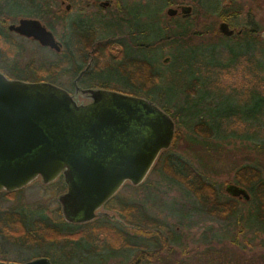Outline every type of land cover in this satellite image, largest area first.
Segmentation results:
<instances>
[{
	"label": "rangeland",
	"instance_id": "1",
	"mask_svg": "<svg viewBox=\"0 0 264 264\" xmlns=\"http://www.w3.org/2000/svg\"><path fill=\"white\" fill-rule=\"evenodd\" d=\"M82 1L86 2L80 0ZM137 1L143 4L141 15L135 19L133 15L135 12H132L129 19L140 23L141 29L147 28L145 31H148V34L137 35L135 38L149 43L156 38V27L153 25L166 22L168 7H162L163 0H125L124 4L134 11L132 4ZM226 1L222 0L224 3ZM235 4L242 8L244 14L255 6L254 0H236ZM178 5L181 4L175 6ZM115 6L116 4H113L107 8L105 18L98 20L97 16L93 17V24L106 37L128 29V26L116 22L120 16L117 15ZM160 8L161 17L158 18L157 10ZM191 14L188 18L190 23H194L192 28L194 31L203 30L204 26L213 23L214 15L198 17ZM263 14L262 11L255 17L262 20V23ZM181 17L179 13L175 15V20H182ZM9 39L16 44L9 45L5 41L3 47L0 42L5 60L9 63L15 62L22 68L32 66L36 69L42 62L63 60L61 55L52 56L50 50L37 48L29 40L14 37ZM212 41L213 39L209 38L202 40L195 38L190 44L192 46L184 48L183 45L173 43L134 50L154 63L153 70L160 73L161 82L148 96L159 107L172 113L170 115L175 123L177 137H173L170 147L159 155L142 183L135 186L126 184L117 196L122 203L144 206L149 216L170 224L181 236V245L174 244L173 248L169 247V250L173 249V254L170 255L169 250L163 248L159 253L163 256L162 260H145L138 264H264V227L256 221L250 222L248 204L244 200L237 199L239 211L234 217L225 219L217 215H208L201 210L192 193L164 171L167 155H178L195 168L206 181L222 190V199L227 197L224 189L226 184L239 185L234 180V174L244 165L257 167L264 179V58L260 57L257 61V66L260 67L248 60L234 63L235 61L226 57L222 51L224 46L214 45ZM17 44H20L21 48L15 46ZM117 48L118 44L110 45L104 52L95 56L97 66L119 64L121 57L116 51ZM232 53H235V50H232ZM164 57L170 59L164 63ZM61 65L66 68L67 63L62 62ZM61 71L56 80L63 86H68L66 73L64 69ZM38 75L45 74L40 72ZM122 77L117 71L106 70L98 79L122 88L125 87ZM193 77L198 80L199 92L187 94L183 89ZM144 87V90L149 89L147 85ZM201 109L216 127L219 126L218 138L198 137L191 130V114ZM60 191L53 185H43L36 180L13 196L0 192V213L18 210L31 221L44 215L53 224H58L60 217L57 195ZM116 210L120 212L119 208ZM237 216L240 218L239 222L235 220ZM119 217L125 221L122 216ZM252 224H255L254 228H249ZM116 228H123V225ZM21 232L17 228L9 229L6 236L0 232V260L22 262L48 253L54 263L62 264L61 254L69 255L70 250H73L71 253L76 258L65 264H80L84 257L83 249L95 250L106 256L107 250L117 248L114 257H107L106 264H134L138 252L137 249L121 248V244L117 245L118 241L115 245L112 237L107 238L104 235L105 231L95 233L97 238L89 243H80L81 247L71 242H62L63 239L58 243L50 241L53 243H34L26 246L20 240ZM139 237L142 239L137 234L136 238ZM144 239L148 241L150 238L145 237L142 240ZM149 246L147 247L149 251H155L157 248L151 239ZM83 264L101 263L88 260Z\"/></svg>",
	"mask_w": 264,
	"mask_h": 264
},
{
	"label": "flooded vegetation",
	"instance_id": "2",
	"mask_svg": "<svg viewBox=\"0 0 264 264\" xmlns=\"http://www.w3.org/2000/svg\"><path fill=\"white\" fill-rule=\"evenodd\" d=\"M113 1L114 0H107L108 3L104 5L105 1L102 0H86L84 3L83 1L80 2V0H0V42H2L3 47H5V41L9 45L16 44L9 38H21L29 40L37 48L42 47L50 50L53 53L52 56L61 55L60 57L63 59L42 62V64L36 69L32 66L26 69L18 66L15 62L9 63V61H6L5 55L0 48V74L9 81H18L31 85L29 91H27L29 98L35 99L36 93L40 92L45 95V99L47 100L46 104L49 105L52 101V97L49 95L51 93H55V95L57 94V92H54L50 88H56L67 94L77 106H84L87 108L85 110L94 109L93 112L88 113L84 112V109L81 111L72 109L68 112L62 107V104H60L61 106L58 107V112L54 115H49V117L42 118L41 121L45 123L44 125L48 127L50 132L52 131L55 134L56 141L54 142V145H57L58 141L60 142L65 138H69L68 135L70 132L76 133L83 131L85 133L88 128L96 122L97 118L104 113H107L108 111L115 112V117L109 119V122L113 121V123H108L98 131L99 139L96 140V142H100L101 151H98L97 154H94L96 151L95 146H91V144L89 142L87 143L86 139H84L80 141V144L84 146L85 154L83 155L81 153L78 154V156L71 155L69 157L65 156L63 158L64 160L61 159V162L67 163L68 167L64 166L61 172L52 181L44 183L42 177L39 175L21 189L11 192L6 190L0 191L1 193L8 194L18 192L36 180H39L43 185H53L59 191L61 190L57 195L60 219L56 226L74 230L77 234L65 238L66 240H63L62 242H71L77 247H81L79 245L80 243H89L92 239L97 238V234L95 233H100L99 230L106 227H122L123 225V228L137 230L134 224L132 225V223L122 221L119 217L121 216L120 212L116 210L121 204V200H119L117 196L119 191L126 186V184L132 186L135 185L129 180L124 181L112 196H110L101 206L93 209L91 216H88L87 213L90 210L88 204L85 203L83 204V207H81V204L79 203L80 200H77L76 202L74 200H67L64 203L59 201L60 196L65 195L70 191V184H72L64 172L70 168L72 169L74 157L78 162L86 164L90 163L94 167L95 165H100L102 168H115L119 165L118 162H120L121 153L119 152L124 149L123 143L129 144L132 140H139L143 136H146V133L140 126V122H142V120L145 121L146 117L150 119L151 114L143 116L145 117L144 119H142L143 117H140L138 121L137 117H139V112H136L134 105L131 110L128 109L127 112L122 109L118 110L108 102L110 94L119 93L134 98L148 100L156 104L155 101L143 91L137 93L135 87L122 77L123 75L121 74V71L117 69L118 67L116 65H105L103 67L97 66L95 56L104 52L108 46H113L114 44H118L116 50L118 54L122 53L123 49L121 44L124 43L125 45H129V48L133 49L131 56H142L134 51L135 49H138V47L133 48L130 45L131 41L136 39V34L132 36L134 33H130L128 32V29H125L116 33L114 36L106 37V35L101 34L96 25L93 24L94 16H97L98 20L99 18L106 17L105 14L107 8L117 2L115 0L113 3ZM177 14H179V12L175 15ZM117 15L120 16L118 13ZM23 19L39 21L40 24L53 35L55 40L59 42V49L42 45L37 39L33 38V36H26L17 32L14 28H10L11 25H19L20 20ZM146 34H148L147 31H145V35ZM15 46L21 48L20 44ZM17 52L19 54L21 53L18 49ZM169 59V57H164L163 62L165 63ZM61 61L67 63L66 68L62 67ZM61 69H64V72L66 73L68 86H63L56 80L62 72ZM106 70L117 71L124 79L125 87L119 88L111 83L109 84L99 81V75ZM40 72L45 75H38ZM87 89H99L101 91L102 98L95 105L93 104V99L89 97V93L84 92ZM159 109L164 111L161 107H159ZM101 110L102 112H100ZM122 127L125 129L123 132H120ZM55 148L52 146L51 150L53 151ZM91 153H93V155H91ZM73 182H76L79 186L82 185V182L76 177H74ZM87 216L90 218L84 219L85 217L87 218ZM94 223L96 224L92 227ZM75 248L76 247H74V249ZM116 249L107 250L108 252L106 253V256L101 255L100 252L95 250L91 251V249H88L85 251L83 249L84 257L80 264H83L88 260H95L97 263L106 264L107 257H114V251H116ZM72 251L73 250H70L69 255H67V253H63L65 255L61 254L63 258L62 264L68 263L76 258V256L71 253ZM42 257L47 258L50 264H56L50 259L48 253H44L42 256L32 257L28 260ZM25 261L18 263H23ZM0 262L8 263L10 261L0 260ZM134 262V264H138L136 258Z\"/></svg>",
	"mask_w": 264,
	"mask_h": 264
},
{
	"label": "trees",
	"instance_id": "3",
	"mask_svg": "<svg viewBox=\"0 0 264 264\" xmlns=\"http://www.w3.org/2000/svg\"><path fill=\"white\" fill-rule=\"evenodd\" d=\"M117 13L120 14L119 22L125 26H128V32H132V36L139 35L145 36V29L140 27V23L132 22L129 19L132 16V12H135V19L138 18L141 13L143 4L139 1L134 2L133 8H129L124 4L125 0H116ZM158 1V0H149ZM236 0H227L226 3L222 0H163V6L174 7L177 4H189L192 7V14L194 16L201 15H214L213 23L209 26H204L203 30L199 29L194 31L192 28L194 23H190L188 16L176 19L174 16H168L166 22L154 24L156 27V38L149 43H145L142 40H132L130 45L134 47L149 48L155 46H161L163 44L173 45L178 43L184 48V46L190 45L195 38L200 40L209 38L213 39L212 44L217 46H224L222 51L225 56L230 60L238 61L248 60L254 62L255 66L258 65V59L264 58V37L260 33L264 30V23L262 20H258L255 17L260 13H264V0H254L255 6L251 7L249 12L244 14L242 8L236 6ZM121 2V3H120ZM160 9L157 10L160 16ZM191 14V15H192ZM262 15V14H261ZM264 20V14H263ZM138 21V20H136ZM142 21V19H140ZM219 21H226L231 28L235 30V33L226 37L219 33L217 25ZM241 29V33L236 31ZM263 29V30H261ZM136 32V33H135ZM148 33V31H147ZM212 45V46H214ZM128 46V47H127ZM122 54H120V62L116 64L117 69L121 71L124 79L135 87L137 93L143 91L148 95L152 89H154L160 82V73L153 70L154 63H151L145 57H133V49L129 48V45L121 44ZM238 49V50H237ZM235 50V53H232ZM260 67V66H257ZM198 80L196 77L192 78V81L183 89L187 94H193L199 92ZM148 86V90H144V86ZM169 115L168 109H164ZM172 114V113H171ZM171 116V115H170ZM192 120L190 121L191 130L198 137L214 138L218 136L219 126L216 127L212 123L211 119L207 117L202 109L192 112ZM176 133V132H175ZM177 137V133L174 134ZM218 138V137H217ZM165 152L163 150L160 155ZM159 157V156H158ZM164 171L170 177L181 183L187 191L192 193L197 203L200 205L202 211L208 215H217L221 218H231L239 211L238 200L242 199L248 204V218L250 222H258V224L264 227V179L261 171L251 165H244L240 167L234 174V180L240 186L245 188L249 193V199L234 197L227 194V197L222 199V190L218 189L212 183L206 181L203 176L193 168L189 163L183 160L180 156L175 154H168L165 163ZM13 196L16 192L5 193V195ZM122 218L128 223L134 224L137 230L131 231V228L106 227L100 229L99 232H104V235L109 238L112 237L116 241L117 245L121 244V248L137 249L136 262H143L145 260H162L163 256L159 255L163 248L172 247V245H181V236L176 230L172 229L170 224L160 221L157 218L151 217L146 213L144 206L134 203H122L118 206ZM255 211V212H254ZM239 216L236 217V221L239 222ZM252 224L249 228H254ZM17 228L22 232L20 240L23 245L29 246L32 244H43L53 241L58 243L61 239L66 240L75 236L77 233L74 230L60 228L53 224L47 217L41 215L37 220H29L24 213L20 211H6L0 213V232L7 235L6 232L9 229ZM130 230V231H129ZM72 231V232H70ZM137 234L143 238H150L157 246V250L149 251V240L137 239ZM85 238V237H84ZM147 241V242H146ZM50 242V243H53ZM112 246H115L111 244ZM119 247V248H120ZM173 248V247H172ZM170 255L173 254L169 250ZM169 254V253H167ZM6 261V259H5Z\"/></svg>",
	"mask_w": 264,
	"mask_h": 264
},
{
	"label": "water",
	"instance_id": "4",
	"mask_svg": "<svg viewBox=\"0 0 264 264\" xmlns=\"http://www.w3.org/2000/svg\"><path fill=\"white\" fill-rule=\"evenodd\" d=\"M107 3L105 1L104 5ZM178 12L182 17L189 16L192 7L181 4L166 9L168 16H174ZM10 28H14L26 36H33L42 45L59 49V42L37 20L23 19L20 20L19 25H11ZM217 29L220 34L226 37L235 33V30L226 21H219ZM236 32L240 34L241 29ZM260 35L264 37V31ZM30 86L18 81H9L0 74V191L11 192L21 189L39 175L44 183L52 181L64 166L68 167V164L62 163L61 159L65 156L85 154V148L80 144V141L84 139L91 146H95L94 154H97L98 151H101L100 142H96L99 139L98 131L108 123H113V121L109 122V119L115 117V112L108 111L99 116L85 133L83 131L70 132L69 138L58 141L57 145H54L55 134L44 125L45 123L41 121L42 118L58 112L60 104L68 112L72 109L76 111L84 109L83 111L88 113L93 112L94 109L85 110L87 108L84 106H77L67 94L56 88H50L58 95L56 94V96L55 93L49 95L52 97L49 107L46 104L45 95L40 92L36 93L35 99L29 98L27 91ZM84 92L89 93L94 105L102 98L99 89H87ZM109 98L108 102L118 110L122 109L127 112L134 105L136 112H139L138 121L140 117L149 114H151V118L146 117L145 121L140 122L146 136L139 140H132L129 144L123 143L124 149L119 152L121 153L120 162L117 167L102 168L100 165L94 167L90 163L78 162L74 157L72 169L64 172L72 184H70V191L60 196L59 201L64 203L67 200L75 202L80 200L81 207L85 203L88 204L90 208L88 216H91L93 209L101 206L112 196L124 181L129 180L133 185L142 183L161 151L170 147L175 134V123L171 116L159 109L153 102L119 93H112ZM124 129L122 127L120 132H123ZM52 146L54 148L56 146V151L51 150ZM74 177L82 182L81 186L73 182ZM224 189L226 193L234 197H241L245 200L250 197L245 188L235 183L226 184ZM88 216L84 219H89ZM0 264L50 263L47 258L42 257L23 263L10 261L8 263L0 262Z\"/></svg>",
	"mask_w": 264,
	"mask_h": 264
}]
</instances>
